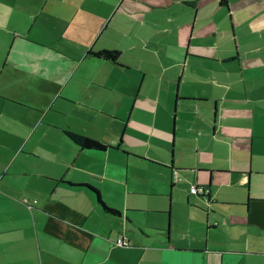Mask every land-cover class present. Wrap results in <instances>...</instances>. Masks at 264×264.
I'll list each match as a JSON object with an SVG mask.
<instances>
[{
  "label": "crops",
  "instance_id": "0c3cea01",
  "mask_svg": "<svg viewBox=\"0 0 264 264\" xmlns=\"http://www.w3.org/2000/svg\"><path fill=\"white\" fill-rule=\"evenodd\" d=\"M198 1L0 0V264H264V0Z\"/></svg>",
  "mask_w": 264,
  "mask_h": 264
},
{
  "label": "rangeland",
  "instance_id": "374dc122",
  "mask_svg": "<svg viewBox=\"0 0 264 264\" xmlns=\"http://www.w3.org/2000/svg\"><path fill=\"white\" fill-rule=\"evenodd\" d=\"M198 22L210 32L220 33L222 29L230 31L229 17L225 7L218 6L217 1L199 0ZM218 27L219 31L215 28Z\"/></svg>",
  "mask_w": 264,
  "mask_h": 264
},
{
  "label": "trees",
  "instance_id": "16d2710c",
  "mask_svg": "<svg viewBox=\"0 0 264 264\" xmlns=\"http://www.w3.org/2000/svg\"><path fill=\"white\" fill-rule=\"evenodd\" d=\"M219 2H220V4H226V0H219ZM63 133L67 136L68 139H70L74 144H76L80 148H91V149H102V148H104V145H102L98 141H96L92 138H89L87 136L77 134V133L71 132V131L66 130V129H63ZM91 189H93V188H91ZM93 191L96 193V191L94 189H93ZM96 197H97V194H96ZM97 201L103 207L104 210H106L108 212L116 213L115 210L106 207L98 197H97Z\"/></svg>",
  "mask_w": 264,
  "mask_h": 264
},
{
  "label": "built area",
  "instance_id": "2783aa9c",
  "mask_svg": "<svg viewBox=\"0 0 264 264\" xmlns=\"http://www.w3.org/2000/svg\"><path fill=\"white\" fill-rule=\"evenodd\" d=\"M188 190L191 192V193H199V194H204L206 192V189L203 187V186H200V185H189V188ZM115 243L117 245H125L127 242L126 240H123L122 238L118 237L115 239Z\"/></svg>",
  "mask_w": 264,
  "mask_h": 264
}]
</instances>
